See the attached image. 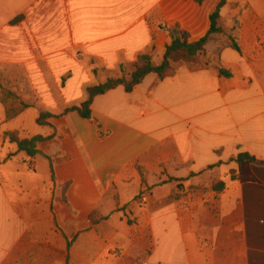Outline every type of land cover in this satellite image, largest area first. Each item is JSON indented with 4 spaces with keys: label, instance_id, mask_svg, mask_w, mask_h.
Listing matches in <instances>:
<instances>
[{
    "label": "crops",
    "instance_id": "crops-1",
    "mask_svg": "<svg viewBox=\"0 0 264 264\" xmlns=\"http://www.w3.org/2000/svg\"><path fill=\"white\" fill-rule=\"evenodd\" d=\"M218 3L0 0V66L30 100L8 113L0 99V150L46 138L34 157L9 140L0 153V264H264V164L258 183L230 178L238 153L264 161V0H226L195 65L95 96L89 119L36 122L142 54L160 62L173 29L199 40Z\"/></svg>",
    "mask_w": 264,
    "mask_h": 264
},
{
    "label": "trees",
    "instance_id": "trees-1",
    "mask_svg": "<svg viewBox=\"0 0 264 264\" xmlns=\"http://www.w3.org/2000/svg\"><path fill=\"white\" fill-rule=\"evenodd\" d=\"M195 1L201 3L203 0ZM225 2L226 0H219L217 7L209 16L210 28L207 34L199 40L189 42V35L186 31L173 29L171 31L172 40L168 45H166L160 62L155 63L151 55H140L133 64L132 70L129 73H122L121 76L117 78H109L101 84L87 87L86 98L84 101L79 103V105L68 107L58 115H54L47 111H40L36 120L37 124L48 125L47 120L49 118L63 116L71 111H76L82 118L89 119L91 117L90 105L95 96L104 94L117 86H123L126 92H130L149 73H155L158 78L162 80L163 78L173 74L175 70L174 65L176 63L195 65L197 63L198 55L204 52L205 45L210 40L211 35L221 32L219 27V11ZM230 45L234 49L238 50L237 45L233 41H231ZM219 74L229 76V73L222 69H219ZM7 138L11 143L16 144L17 152H24L28 157H34L39 154L36 149V145L38 142L46 139L45 137L36 135L29 139L19 140L13 134H8ZM231 161L237 165V171L230 172L231 180H238L242 183L259 182L251 172L250 165L252 163L264 164V161L257 160L254 156L246 152L238 153L231 159ZM213 188L216 191L222 190L224 188V182L221 181L216 183L213 185Z\"/></svg>",
    "mask_w": 264,
    "mask_h": 264
},
{
    "label": "rangeland",
    "instance_id": "rangeland-1",
    "mask_svg": "<svg viewBox=\"0 0 264 264\" xmlns=\"http://www.w3.org/2000/svg\"><path fill=\"white\" fill-rule=\"evenodd\" d=\"M176 65H179L176 63L174 65V68ZM9 68L3 67L2 65L0 66V99L6 103L8 107V113H14L16 112L19 108H22L24 106H28L30 104L29 98H25V95L29 93L28 89L25 88V83L19 80H11L6 78V74L9 72ZM25 100V101H24ZM8 139H3L2 140V149L0 150V153H4V151H7V145L6 142ZM8 165V164H6ZM6 169V168H5ZM0 174L4 175L2 173V170L0 171ZM175 188L172 190L173 196L174 195H179L180 192L184 190L183 184L181 183H176L174 184ZM148 189H145L144 192H141L137 198L135 199H142L143 194L147 192ZM1 197V196H0ZM0 212H1V207H0ZM5 217H3V211L0 213V231L3 229L5 226ZM3 240H0V259L1 256H3Z\"/></svg>",
    "mask_w": 264,
    "mask_h": 264
}]
</instances>
